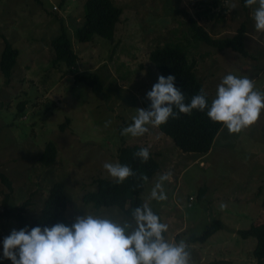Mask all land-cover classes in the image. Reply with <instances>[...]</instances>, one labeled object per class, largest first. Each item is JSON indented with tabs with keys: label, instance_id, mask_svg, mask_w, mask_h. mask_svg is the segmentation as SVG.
Returning a JSON list of instances; mask_svg holds the SVG:
<instances>
[{
	"label": "rangeland",
	"instance_id": "obj_1",
	"mask_svg": "<svg viewBox=\"0 0 264 264\" xmlns=\"http://www.w3.org/2000/svg\"><path fill=\"white\" fill-rule=\"evenodd\" d=\"M84 1L0 0V59L5 37L19 51L10 82L0 71V169L12 183L8 207L16 209L30 199L26 216L32 220L50 186L61 182L70 218L91 213L134 228V220L118 207L95 208L81 201V195L96 188V177H109L103 164L119 163L120 146L143 145L159 162V170L143 180L141 199L168 224L167 241L184 240L192 264H264L252 254L256 239L237 233L264 221V110L255 124L239 133L230 134L222 126L210 154L203 157L182 152L151 126L140 137L120 135V125L131 124L137 109L149 108L146 93L160 75L147 53L165 40L188 45V57L195 59V71L211 99L229 73L248 76L264 93V33L255 30L252 18L258 5L246 9L241 0H202L216 16L203 13L198 22L213 36L232 35L245 23L248 54L242 55L191 37L180 11L197 17L198 8L193 6L197 0H112L122 8L114 38L94 35L78 41L75 29ZM61 23L77 55L72 69L52 60L50 41L59 34ZM75 72L98 74L102 89L92 91L75 79ZM107 121L111 123L105 126ZM48 141L55 144L57 154L46 165L39 155ZM169 171L171 180L163 184L167 200H150L159 176ZM7 192L0 179V212ZM213 219L223 227L205 242L189 240L201 235ZM13 229L20 230L16 220L0 217V257L2 241Z\"/></svg>",
	"mask_w": 264,
	"mask_h": 264
},
{
	"label": "clouds",
	"instance_id": "obj_2",
	"mask_svg": "<svg viewBox=\"0 0 264 264\" xmlns=\"http://www.w3.org/2000/svg\"><path fill=\"white\" fill-rule=\"evenodd\" d=\"M253 5H258L252 15L255 30L264 33V0H245V7ZM175 80V75L157 77L146 93L151 102L149 108L137 109L132 123L121 130V136H143L149 132L148 126L159 128L169 118L191 115L193 110H206L210 121L221 124L230 134L239 133L255 124L264 110V93L255 89L248 76L225 75L210 104L204 89L185 103ZM110 123L107 121L105 126ZM134 158L147 163L149 149L141 148ZM103 169L116 184L136 174L128 165L118 162H105ZM171 177L170 171L159 176L150 200H167L163 184ZM131 215L134 228L128 222L121 224L108 216L88 213L74 217L70 225L58 222L51 227L13 229L2 241V258L11 264H192L188 244L184 240L177 243L165 239L168 224L161 222L149 202L134 208Z\"/></svg>",
	"mask_w": 264,
	"mask_h": 264
},
{
	"label": "trees",
	"instance_id": "obj_3",
	"mask_svg": "<svg viewBox=\"0 0 264 264\" xmlns=\"http://www.w3.org/2000/svg\"><path fill=\"white\" fill-rule=\"evenodd\" d=\"M218 2L217 0L214 1ZM213 2V3H214ZM245 7V0H241ZM206 1L197 0L193 3L197 7V17L191 16L190 12L182 9L188 24V32L194 40L203 41L214 47L230 48L242 55H247L248 50L245 46L246 25L242 22L232 35L213 36L199 22L198 18L203 13H211L212 17L216 12L212 11L209 5L201 8ZM122 8L114 4L112 0H85L83 11L77 20L75 29L76 39L81 42L93 39L94 35L112 40L116 24L120 20ZM60 32L50 41L53 50V62H64L70 69L76 64V51L73 49L72 42L68 37L65 25L61 23ZM5 45L0 59V71L4 75L5 82H10L13 67L16 63L18 48L15 47L8 38H4ZM188 45L181 40H165L161 44L155 45L147 53L148 60L154 65L159 75L167 77L175 75V86L180 89L185 96V103H189L194 95L199 94L200 89H204L207 94L209 104L211 96L205 89L199 74L195 71V59L188 57ZM76 80L88 84L92 91L102 89L101 79L98 74L74 73ZM174 111H176L174 109ZM125 125V123L123 124ZM120 125V128H124ZM222 128L219 123L209 120L206 110L200 112L193 110L191 115L180 114L178 118H169L167 123L161 125L158 131L168 137L172 144L182 152L207 154L213 145L214 139ZM143 145H125L117 150V157L120 164H126L136 173L130 176L123 183L116 184L107 176H98L95 178L96 188L81 195V201L92 204L95 208L100 207H118L122 213L133 220L132 210L141 206L144 202L141 199L144 177L149 178L159 170V162L150 152V158L147 163H141L138 158H134V153ZM57 154V148L52 141H48L39 155V161L43 164L54 162ZM0 179L8 188V192L3 199V211L0 217H8L17 221L20 229L32 227H51L61 222L71 224L73 219L67 215L68 200L65 194L64 185L61 182H54L43 201L39 214L32 220L26 216L27 207L30 205V199L25 200L16 209L8 207V197L12 191V183L9 175L0 169ZM190 203L191 199H188ZM154 211V210H153ZM155 214H159L154 211ZM161 220V219H160ZM162 222V221H161ZM223 227L219 219H213L206 230L201 235H191V242H205L218 229ZM237 233L243 238L254 237L256 244L252 249L255 260L264 263V221L253 224L247 229H238ZM0 264H11L9 260L0 257ZM211 264V262H209Z\"/></svg>",
	"mask_w": 264,
	"mask_h": 264
},
{
	"label": "crops",
	"instance_id": "obj_4",
	"mask_svg": "<svg viewBox=\"0 0 264 264\" xmlns=\"http://www.w3.org/2000/svg\"><path fill=\"white\" fill-rule=\"evenodd\" d=\"M208 154H210V152H208L207 154H205V155H200L199 157H203V156H206V155H208ZM199 159V158H198ZM202 159V158H201ZM201 163H203L204 164V161H201ZM190 197V196H189ZM189 197H188V199H189Z\"/></svg>",
	"mask_w": 264,
	"mask_h": 264
},
{
	"label": "built area",
	"instance_id": "obj_5",
	"mask_svg": "<svg viewBox=\"0 0 264 264\" xmlns=\"http://www.w3.org/2000/svg\"><path fill=\"white\" fill-rule=\"evenodd\" d=\"M189 199H192V197L190 196Z\"/></svg>",
	"mask_w": 264,
	"mask_h": 264
}]
</instances>
